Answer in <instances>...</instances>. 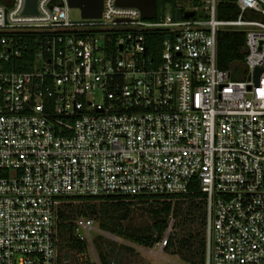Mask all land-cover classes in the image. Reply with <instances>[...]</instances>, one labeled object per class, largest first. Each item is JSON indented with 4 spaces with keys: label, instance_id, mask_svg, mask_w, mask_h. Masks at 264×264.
Listing matches in <instances>:
<instances>
[{
    "label": "built area",
    "instance_id": "obj_1",
    "mask_svg": "<svg viewBox=\"0 0 264 264\" xmlns=\"http://www.w3.org/2000/svg\"><path fill=\"white\" fill-rule=\"evenodd\" d=\"M28 1L0 0V264H58L65 200L192 189L205 264H264V0H232L230 20L222 0L180 20L104 0L78 21L67 0ZM226 31L245 34L243 81L218 66Z\"/></svg>",
    "mask_w": 264,
    "mask_h": 264
},
{
    "label": "rangeland",
    "instance_id": "obj_2",
    "mask_svg": "<svg viewBox=\"0 0 264 264\" xmlns=\"http://www.w3.org/2000/svg\"><path fill=\"white\" fill-rule=\"evenodd\" d=\"M178 7L194 9L203 7L200 0H159L158 9L161 17L174 16ZM80 9H73L70 18L74 21L81 20ZM261 20L260 17H255ZM236 71L237 78L234 80L243 81L246 77L244 63L240 64ZM88 203V202H87ZM97 204L96 202H89ZM131 207L130 218L122 222L121 234L107 232L101 229L99 216H93L94 229L83 242L86 244L84 252L58 246V264H189L185 260L198 261L196 251L198 243L189 248H182L180 242L189 237V233L206 236V224L202 226V218L194 211L189 210L187 201H180V217L178 219L170 217L169 227L165 231L160 242L153 247H145L136 242L140 237L156 236L154 226L163 219L160 215L161 201H148L146 203L134 202ZM177 203V200L173 201ZM63 210L71 217L73 223L82 217L77 216L78 210H83L85 202L68 201L63 203ZM116 223V222H115ZM117 228L120 226L116 224ZM75 239H79L74 232ZM174 239L172 247L166 249L165 242ZM80 240V239H79ZM82 241V240H80Z\"/></svg>",
    "mask_w": 264,
    "mask_h": 264
},
{
    "label": "trees",
    "instance_id": "obj_3",
    "mask_svg": "<svg viewBox=\"0 0 264 264\" xmlns=\"http://www.w3.org/2000/svg\"><path fill=\"white\" fill-rule=\"evenodd\" d=\"M173 1V0H171ZM232 0H222L219 5V13L218 16L223 20L235 19L237 16V9L234 4L231 2ZM157 0V19L161 17V13L158 9ZM245 34L243 32H221L218 36V66L222 70L230 71L234 69L238 71L236 68L244 62L245 58ZM25 70V69H24ZM23 68L19 69V71H24ZM236 74V73H235ZM234 74V75H235ZM237 78V75H235ZM161 201V210L160 215L163 217L162 220L158 221L154 226L156 231V236L150 237H140L136 239V242L145 247H153L155 244L160 242L165 231L169 227L168 220L170 217L178 219L180 217V201H187L189 210L194 211V216L198 214L201 218L202 226L205 225V203L203 200V195L197 191V189H192L191 194L184 196H175V197H135L128 198L122 196H103L97 198H88V199H68L65 200L64 203L68 201H81L85 202L83 210L77 211L78 217L91 218L93 216H99L100 227L102 230L107 232H112L115 234H121L122 222L127 221L131 216V207L134 206V202L146 203L148 201ZM177 200V203H173V201ZM88 202V203H87ZM89 202H96L97 204H90ZM65 204H61L58 218V237H57V247H65L69 249H75L79 252H84L86 249V244L79 239H75L74 237V223L71 221V217L67 215L66 211L63 210L62 206ZM116 222V223H115ZM118 224L120 229L116 226ZM198 243V249L196 251V255L198 261L185 260L186 263L189 264H205V238L202 237L201 234L194 235L192 232L189 233V237L187 239H183L180 242L182 248L189 247L193 248L195 244ZM174 244V239H169L165 243V248L168 249L172 247ZM109 264V263H106Z\"/></svg>",
    "mask_w": 264,
    "mask_h": 264
},
{
    "label": "water",
    "instance_id": "obj_4",
    "mask_svg": "<svg viewBox=\"0 0 264 264\" xmlns=\"http://www.w3.org/2000/svg\"><path fill=\"white\" fill-rule=\"evenodd\" d=\"M71 8L80 9L82 16L88 19L101 18L103 12L104 0H67ZM119 7L136 8L141 12V16L145 20H152L157 17V0H116ZM26 13L36 12V2L29 0L26 7ZM182 15L181 9L176 10V19L180 20ZM194 13L186 12L185 18H192ZM169 38V37H168ZM262 73L260 69L255 72V81L258 82Z\"/></svg>",
    "mask_w": 264,
    "mask_h": 264
}]
</instances>
